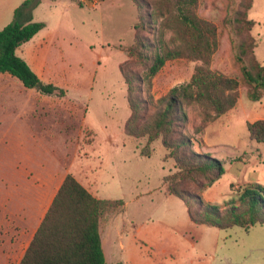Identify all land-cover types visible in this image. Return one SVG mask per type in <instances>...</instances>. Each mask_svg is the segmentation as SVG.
I'll use <instances>...</instances> for the list:
<instances>
[{"label": "rangeland", "instance_id": "1", "mask_svg": "<svg viewBox=\"0 0 264 264\" xmlns=\"http://www.w3.org/2000/svg\"><path fill=\"white\" fill-rule=\"evenodd\" d=\"M22 1L0 0V29L12 21ZM138 1V20L133 0H97L93 5L39 0L33 8V21L45 25L21 44L24 55L16 53L43 82L66 92L59 97L15 86L16 77L0 73V241L26 243L49 204L44 192L69 172L86 177L98 198L124 202L120 212L106 213L101 220L108 264H264V225L217 228L192 222L183 200L164 194L162 177L175 171V162L166 157L169 149L161 138L144 155L146 137L123 131L130 116L128 95L146 101L139 111L150 114L152 100L187 81L194 67L203 64L187 56L171 59L149 83L138 81L134 76L150 60L125 53L133 43L135 23L137 34L149 40L146 44L154 45L163 31L170 47H184L173 29V1ZM152 6L164 14L157 23L150 18ZM196 11L217 30L218 46L207 66L239 84L236 105L217 118L204 119L210 112L204 104L186 106L188 119L178 130L191 138L192 146L181 150L210 155L224 171L208 187V175L196 173L204 189L190 177L178 180L177 187L224 207L247 183L264 186V143L251 139L246 127L264 119V93L257 101L249 99V85L235 60L237 45L253 37L256 57L264 63V0H198ZM240 11L254 21L250 29ZM151 46L143 49L147 56L154 50ZM190 208L197 210L192 203ZM17 230L24 231L20 238Z\"/></svg>", "mask_w": 264, "mask_h": 264}, {"label": "trees", "instance_id": "2", "mask_svg": "<svg viewBox=\"0 0 264 264\" xmlns=\"http://www.w3.org/2000/svg\"><path fill=\"white\" fill-rule=\"evenodd\" d=\"M172 1L175 9L173 29L184 42V47H170L163 31H160L154 45L146 44L149 40L137 34L138 23H135L133 43L125 53L129 57L147 58L150 63L139 76H133L142 83H149L167 61L183 56L201 60L203 64L194 67L187 81L171 87L165 96L152 100L153 111L150 114L139 111L146 101H134L128 95L130 116L123 131L129 136L146 137L141 151L144 155H149L151 143L161 138L162 145L169 149L166 157H173L175 162V171L162 177V185L167 184L165 194H173L183 200L192 222L217 228L239 226L247 229L255 224L264 225V186L260 184L247 183L237 198L224 207L204 203L201 193L177 187L178 180L190 177L199 188L204 189V184L195 179L196 173L208 175L205 183L208 187L224 171L220 161L210 155L181 150L192 146L191 138L178 130L188 119L186 106L192 102L204 104L210 110L204 113L206 120L226 114L236 105L239 82L235 77L207 66L218 46L217 30L213 23L198 16V0ZM38 2L23 0L14 8L12 21L0 29V73L16 77L25 88L62 97L66 92L64 88L43 82L16 53L22 43L29 41L45 25L44 22L33 21L32 10ZM133 2L138 9V20L141 1ZM251 3H247L246 10ZM151 8L150 18L157 23L164 15L163 11L157 6ZM237 14L250 29L254 21L247 18V12ZM256 45L257 40L248 37L237 45L239 52L235 54L242 76L249 85L248 97L253 101L259 100L264 93V63L253 52ZM149 46L154 50L147 56L143 49ZM248 47L252 52L246 60ZM124 80L128 82L129 78L124 77ZM246 127L251 139L264 143L263 118L247 122ZM190 203L197 210L192 211ZM123 207L122 200L98 198L73 174L66 173L17 264H108L100 234L101 220L104 214L120 212Z\"/></svg>", "mask_w": 264, "mask_h": 264}, {"label": "crops", "instance_id": "3", "mask_svg": "<svg viewBox=\"0 0 264 264\" xmlns=\"http://www.w3.org/2000/svg\"><path fill=\"white\" fill-rule=\"evenodd\" d=\"M81 2H83V0H81ZM38 33V32H37ZM36 33V34H37ZM35 34V35H36ZM22 46L20 45L18 48H17V50L16 51H19V53L20 54H22V55H24V52H25V50H24V48L22 49L21 48ZM256 48L257 47H255V49H254V53H255V51H256ZM256 55V54H255ZM2 75H5V74H2ZM20 83V84H19ZM13 84L15 85V86H19V87H22L23 85H22V83L19 81V82H17V81H15V80H13ZM22 85V86H21ZM24 87V86H23ZM68 173V172H67ZM66 174V173H65ZM64 174V175H65ZM64 177V176H63ZM63 177H62V179H63ZM62 179L58 182V184L55 186V188H52L50 191L48 190V189H46V192H44V194H46V196L48 195V199H49V202L48 203H50L51 202V200H52V198H53V196H54V194H55V192H56V190H57V188H58V186L60 185V183H61V181H62ZM76 179L82 184V185H84L91 193L92 192H94L92 189H91V184L88 182V181H86V177H84V179H82L80 176H76ZM48 190V191H47ZM93 194V193H92ZM164 194H165V192H164ZM94 195V194H93ZM165 195H173V194H165ZM95 196V195H94ZM175 196V195H174ZM97 197V196H96ZM49 205V204H48ZM186 206V205H185ZM48 207V206H47ZM47 209V208H46ZM46 209H44V212L46 211ZM44 212H43V214H44ZM43 214H42V216H43ZM16 216H19V215H16ZM15 216V217H16ZM42 218V217H41ZM17 219V218H16ZM37 227V226H36ZM36 229V228H35ZM35 229L32 231V233L30 234V236H29V238H28V240H27V242L26 243H24V244H21L20 242H19V240H5V241H0V264H9L10 263V261H14V264H17L18 262H19V260H20V258H21V256L23 255V253H24V250L26 249V247H27V244L29 243V240L31 239V237H32V235H33V233H34V231H35ZM23 230H21V231H15V233H16V235H18V238H20V236L23 234ZM101 234V233H100ZM17 237V236H16ZM124 264V263H123Z\"/></svg>", "mask_w": 264, "mask_h": 264}, {"label": "built area", "instance_id": "4", "mask_svg": "<svg viewBox=\"0 0 264 264\" xmlns=\"http://www.w3.org/2000/svg\"><path fill=\"white\" fill-rule=\"evenodd\" d=\"M87 1H90V2H91V4L93 5V4H95V3H96V1H97V0H83V2H87Z\"/></svg>", "mask_w": 264, "mask_h": 264}]
</instances>
